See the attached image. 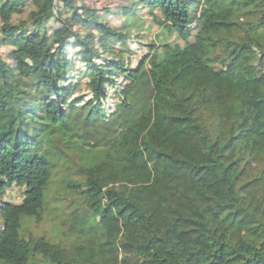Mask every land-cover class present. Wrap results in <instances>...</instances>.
<instances>
[{"label":"trees","instance_id":"trees-1","mask_svg":"<svg viewBox=\"0 0 264 264\" xmlns=\"http://www.w3.org/2000/svg\"><path fill=\"white\" fill-rule=\"evenodd\" d=\"M92 1L0 0V264H264V0Z\"/></svg>","mask_w":264,"mask_h":264},{"label":"rangeland","instance_id":"rangeland-1","mask_svg":"<svg viewBox=\"0 0 264 264\" xmlns=\"http://www.w3.org/2000/svg\"><path fill=\"white\" fill-rule=\"evenodd\" d=\"M122 0H93L92 5L97 6V7H107V8H114L116 7L119 3H121ZM112 19V18H111ZM146 22L144 23L145 25L141 29H135L132 28L130 29V33L133 35V37L128 40L129 45L131 46V50L134 51V54L130 53H125V56L129 59L127 62L128 67L132 68L136 66L138 60L140 57L146 53V48L144 47V44L151 43L154 41H157V26L155 24H151L150 16L146 18ZM121 20H112L111 23L114 25H120ZM151 24V25H150ZM135 33H140V39L135 38L134 34ZM140 42H137L139 41ZM74 50H69V54H73ZM73 69H72V74L76 75L78 69H82V63L78 59H74V64H73ZM121 76H119V81ZM84 86L83 82L80 83L79 88H76L74 90V94L78 95L79 93L84 92ZM4 199L12 202V203H19L22 199V195L19 191L18 186H10L6 189L4 195ZM50 222L48 220H42L39 223L33 222L30 223L29 228L34 234H42L46 232V229L50 226Z\"/></svg>","mask_w":264,"mask_h":264}]
</instances>
